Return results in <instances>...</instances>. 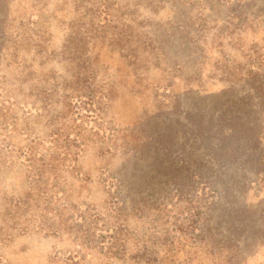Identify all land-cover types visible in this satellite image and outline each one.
<instances>
[{"label": "rangeland", "instance_id": "obj_1", "mask_svg": "<svg viewBox=\"0 0 264 264\" xmlns=\"http://www.w3.org/2000/svg\"><path fill=\"white\" fill-rule=\"evenodd\" d=\"M76 1L0 0V264H72L73 256L79 264H134L70 235L20 232L30 212L8 214L31 193L21 154L49 150L57 130L85 143L76 169H59L69 203L106 216L116 198L131 230L142 232L147 219L133 213L139 202L152 208L184 194L160 213L167 228L190 207L195 186L201 233L225 250L237 245L242 264H264V0H117V28L89 44L93 85L109 96L104 119L75 108L64 89ZM227 57L232 72L250 63L262 71L220 81L217 61ZM207 249L187 247L176 260L190 252L193 264H217Z\"/></svg>", "mask_w": 264, "mask_h": 264}, {"label": "trees", "instance_id": "obj_2", "mask_svg": "<svg viewBox=\"0 0 264 264\" xmlns=\"http://www.w3.org/2000/svg\"><path fill=\"white\" fill-rule=\"evenodd\" d=\"M116 1H76L77 11L80 12L71 23L70 32L65 41V52L73 63L72 78L65 83L64 88L71 93L66 96L70 98L75 108L91 113L96 119H104L109 96L93 85L94 57L91 55L89 44L96 45L97 39L106 40L108 35L117 28L118 19L115 21L113 14ZM135 57L133 55V58ZM230 62L229 57L217 61V64L223 66L225 71L220 75V81L237 84L244 80L255 79L254 76L257 77L263 68L250 63L246 72H243L244 69L240 65L237 73L232 72V69L236 67L230 66ZM259 63L263 64L262 61ZM1 93L3 92L0 88V96ZM63 136L57 130L52 135L54 142L51 143H54V146H51L49 150L39 152L29 148L21 154L30 168L28 178L31 193L25 199L13 200L7 208L8 214L13 218L25 211L30 212V216L25 219L26 224H18L21 228L20 232L34 231L55 237L70 235L82 247H100L113 257L129 258L134 264H193L190 252L183 261L176 260V254L187 247H203L208 248V251H216L210 253L218 258L217 264L243 263L237 245H231L229 250H225L224 246H219V240L211 244L201 233L202 230L199 229V219L202 214L201 197H199L201 189L198 187L191 188L192 193L188 197L191 202L190 207L170 217V225L167 228L162 224L158 225L160 213H164L167 207H176V204L172 202L173 198H177L178 202L183 201L184 194L177 190L173 198L152 208L146 203L139 202L133 208V213L139 219H147V229L142 232L131 230L127 224L129 218L127 208L116 198H111L106 216L97 213L91 204H73L63 199L66 195L65 182L59 169L61 166L65 168L72 166L75 170V163L85 144L79 133H67ZM52 148L54 150H51ZM211 197L214 199L213 193ZM186 202L189 201L186 200ZM162 206H165L164 210L161 209ZM185 214H189L190 217H184ZM160 249H162V257ZM223 251L226 254H223ZM69 260L72 264L80 263L78 256L70 257Z\"/></svg>", "mask_w": 264, "mask_h": 264}]
</instances>
